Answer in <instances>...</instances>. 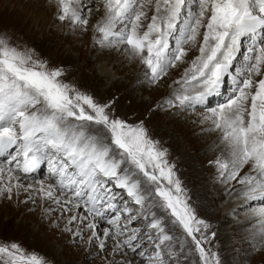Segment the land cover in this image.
<instances>
[{
	"label": "snow or ice",
	"instance_id": "1",
	"mask_svg": "<svg viewBox=\"0 0 264 264\" xmlns=\"http://www.w3.org/2000/svg\"><path fill=\"white\" fill-rule=\"evenodd\" d=\"M44 3L73 33L99 34L102 50L143 66V83L163 86L169 69L183 74L175 95L129 118L117 114L119 97L98 99L0 27V199L40 207L41 219L53 229L63 221L61 234L73 240L87 235L106 264H221L206 247L216 232L147 122L165 107L203 106L223 145L210 161L221 183L234 181L237 195L264 202V0H100L95 24L85 0ZM245 39L251 46L236 71ZM228 88L223 103L208 107ZM43 162L47 176L26 183ZM252 215L260 227L242 264L264 245V203ZM0 264L50 262L8 242L0 243Z\"/></svg>",
	"mask_w": 264,
	"mask_h": 264
},
{
	"label": "rangeland",
	"instance_id": "2",
	"mask_svg": "<svg viewBox=\"0 0 264 264\" xmlns=\"http://www.w3.org/2000/svg\"><path fill=\"white\" fill-rule=\"evenodd\" d=\"M0 2V9L8 3H13L15 7L25 6L28 9L26 11L29 12L36 7L30 0L27 2L0 0ZM20 2L22 4L18 5ZM85 3H89L86 6L90 13L87 18L90 24H95L102 14L100 0H85ZM51 8L53 10L47 13L49 21L43 27L44 29L33 24L35 26L32 32L19 34L23 42L34 48L52 67L64 68L67 79L73 80L82 89L95 94L98 99L119 97L117 114L127 113L129 118L133 111L144 114V110L149 105L154 107L158 102L162 103L169 99L170 94H176L174 89L178 86L173 81L180 78L183 74L182 69H169L163 86L147 85L143 83V66L138 62L118 58L119 53L115 48L102 50L96 43L99 34L92 31L85 33V36L79 32L73 33L66 25L56 20L55 8ZM38 12L39 10L35 13ZM56 23L60 24L59 28L55 26ZM50 25L53 29H50ZM80 36L83 38L81 39ZM82 40L85 44L83 49L80 47ZM250 46V41L245 39L241 55L234 64V70L239 71L243 66L246 50ZM85 62L89 63L85 64ZM83 66V73L79 72ZM97 76H102V79L97 81ZM138 77L139 83H137ZM223 95L226 96L222 100L219 95L212 97L208 107L223 103L231 95L230 88L226 89ZM205 113L203 106L187 111L178 107H165L162 110H156L147 123L152 137L161 142L168 150L170 162L176 164L177 175L188 189L198 216L211 225L210 232H216V237L206 247L218 253L221 264H242L251 251V245L254 242L253 233L260 227L257 224V217L252 215L253 209L260 207L264 202L247 201L242 197L243 195H237L241 186L234 181L221 184L224 189L225 187L227 189L223 193L213 192L208 195L209 192L202 188L206 180L220 178L215 165L210 161H214L216 156H221L219 150L214 151L215 145L210 146L211 142L219 136V132L212 128L210 121L204 119ZM3 160L4 157L0 156V161ZM47 174L48 166L46 162H43L37 172L28 174L25 182H33V179L44 178ZM229 196H231L230 201L227 200ZM23 198L21 194L20 199ZM237 200H243L246 203L243 205L240 201L241 204L235 207L237 213L233 210L234 212L229 215V221L220 224L225 212L232 208ZM29 209L34 210L29 211ZM41 216V209L36 205L28 204L25 207L18 204L15 198L11 202L0 199V243L16 242L29 252H36L46 257L50 264H106L105 255H92L94 249L88 244L87 235L82 239L73 240L71 234H61V229L64 227L63 221L59 228L53 229L49 219L45 217L42 220ZM246 218L251 219V223L241 231L242 239L230 240L228 236L223 237L227 233H224V230L228 228V224L236 220L243 221ZM134 226L140 227V222H136ZM103 227H107V224L102 223L101 229ZM224 239H227V244H224ZM108 243L109 251H111L112 241ZM225 246L231 247V250H226ZM261 248L260 252L251 255L248 264H264V245H261ZM195 259L196 257H193V260ZM138 260L139 258H137V264Z\"/></svg>",
	"mask_w": 264,
	"mask_h": 264
},
{
	"label": "bare ground",
	"instance_id": "3",
	"mask_svg": "<svg viewBox=\"0 0 264 264\" xmlns=\"http://www.w3.org/2000/svg\"><path fill=\"white\" fill-rule=\"evenodd\" d=\"M2 1H4V0H2ZM30 1L34 2V0H30ZM33 2H32V4H34L36 7L34 8L33 11L31 10V12L26 11L28 9L25 6L15 7V5L14 6L12 5L13 3L12 4L8 3L7 6L4 5V7L0 9V26L3 27V28L11 29L17 34H26L28 32H32L33 31V27L35 25H37L38 27H40V29H42L44 26H46L48 24V21H49V18L47 17V13H49L53 9L50 6H45L44 0H37V2H34V3ZM21 4L22 3L20 2V4H18V5H21ZM88 4L89 3H86V6ZM35 10L36 11L39 10V12L35 13L36 12ZM33 24H35V25H33ZM55 26L58 27V26H60V24L56 23ZM51 28L53 29V27L50 25V29ZM83 35L85 36V33ZM82 38H83V36L81 37V39ZM84 45H85L84 41L82 42V44L80 43V47L82 49H83ZM88 63L89 62H85V64H88ZM83 71H84V66L81 67L79 72L83 73ZM101 75H103V73ZM104 75L106 76V74H104ZM101 79H102V76L101 77L97 76V81H100ZM219 96H220L219 98H221V100H222L226 95L222 94V95H219ZM210 123H211V121H210ZM213 145H215V150L214 151L216 152V151L219 150V155H221L220 153L222 152L223 145L218 142V136L216 137V139H214L211 142L210 146L212 147ZM175 154L178 156L177 152H175ZM215 156H216V153H215ZM217 157L218 156H216L215 159ZM205 172L207 174L208 171L206 170ZM221 184L222 183H221V179L220 178H214L212 181L206 180L205 186L203 185L202 188H204L205 190H207L209 192L208 195L212 194L213 192L214 193H223L224 191H227V189H226V187L224 189ZM239 189H240V187H239ZM227 200L230 201L231 200V196H229ZM240 201L243 202V205L246 203V201L237 200L236 203H234V206H232V208H230L229 210H227L225 212V215L222 217V220L220 221V224L227 223L229 221V219H230L229 215L232 212L236 211V213H237V210H235L236 209L235 207H236V205L238 206V205L241 204ZM250 223H251V219H247V218H246V220H243V221H241V220H236L235 222L233 221L232 223L228 224V228H226L224 230V233H226V232L227 233L223 237H227L228 236V238L230 240L242 239L243 237H242V232L241 231L244 229L245 226L249 225ZM223 241H224V244L228 243L227 239H224ZM225 249L226 250H231V247L225 246Z\"/></svg>",
	"mask_w": 264,
	"mask_h": 264
}]
</instances>
